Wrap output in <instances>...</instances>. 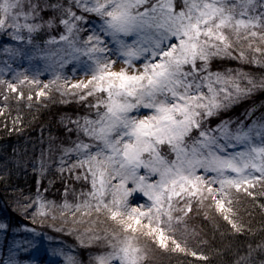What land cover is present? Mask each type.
<instances>
[{"label":"snow or ice","instance_id":"1","mask_svg":"<svg viewBox=\"0 0 264 264\" xmlns=\"http://www.w3.org/2000/svg\"><path fill=\"white\" fill-rule=\"evenodd\" d=\"M0 37L8 53L0 115L12 96L25 98L26 84L34 86L29 107L53 90L81 106L60 116L65 135L54 138L59 172L74 175L79 189L65 186L60 202L37 190L15 205L88 248L86 260L52 248L62 261L45 264H155L170 253L207 260L190 244L202 235L190 227L200 210L251 238L218 250L227 264H264V113L253 104L242 120H212L264 90V0H0ZM37 58L48 81L37 79ZM17 59L29 63L14 69ZM232 60L260 71L224 66ZM52 154L50 143L49 162ZM45 160L42 151L41 171ZM242 198L259 210L258 224L241 218ZM22 227L30 235L15 239L0 264H37L21 253H40L52 239Z\"/></svg>","mask_w":264,"mask_h":264},{"label":"trees","instance_id":"2","mask_svg":"<svg viewBox=\"0 0 264 264\" xmlns=\"http://www.w3.org/2000/svg\"><path fill=\"white\" fill-rule=\"evenodd\" d=\"M248 67L251 70L260 71L255 69L254 66L248 65ZM23 90L25 98L18 102L15 96H12L8 101L9 108L5 109L7 115H0V170H4L0 172V187H5V189H2L4 192L8 188L10 193L14 192L12 188L17 191V188L20 187H24V189L30 187L32 191L33 187L37 186V175L24 169L31 165L30 161H26L27 158L30 157L32 151L36 152L37 150L38 155H41L42 151L47 153L50 143L53 151L57 150L61 140L54 138L65 135L63 125L60 123V116L62 114H73L77 108L81 107L78 105V101L66 97L62 98L61 94L55 90H53L51 98L42 97L39 101L33 98L32 106L29 107L26 98L29 88L24 87ZM262 94H264V91L260 93V95ZM65 99L68 101L67 103L63 102ZM2 103L3 101L0 99V104ZM226 110L228 109L222 112H226ZM17 116L20 117L22 122L16 123L14 126L13 120ZM225 116L229 117L228 115ZM17 156L24 162L19 166L15 162ZM66 176L73 175H70L67 171L63 174L58 172L57 162L54 160L50 163L48 170L41 171V168L38 169V185L47 186V182H53V191L50 193L56 196L58 195L57 190L61 188L56 187L55 184L58 185ZM239 203L238 211L241 218L245 221L251 220L254 225L258 224L261 220L259 210L253 209L248 200H242ZM249 213H252V215H249ZM201 218L203 217L201 216ZM218 219H210L209 217L204 219V238L208 240L204 249L209 251L206 253L207 260L197 257L205 262L200 264H227V257L221 255L218 250L228 249L229 246L234 250L236 245L251 239L250 237H244L242 234L232 235L226 230L227 227H230L226 224L227 222L222 220L221 216H218ZM197 263L199 262L186 260L184 264Z\"/></svg>","mask_w":264,"mask_h":264},{"label":"rangeland","instance_id":"3","mask_svg":"<svg viewBox=\"0 0 264 264\" xmlns=\"http://www.w3.org/2000/svg\"><path fill=\"white\" fill-rule=\"evenodd\" d=\"M53 34H55L54 31H53ZM38 38L46 39V36L41 35ZM6 41H7V37H0V48H2V45ZM7 55L8 53H5L2 50H0V67L3 66L2 61L4 60L5 57H7ZM28 63L29 62L26 60L17 59L12 62V66L14 69L17 67L24 68L27 66ZM32 63L40 66L41 74L37 77V79H39L42 82L48 81L49 79H51L52 74L50 72L43 71V61L41 59L37 58ZM216 63L218 64L220 62L217 61ZM119 66L120 65L117 64V67ZM224 66H230L233 68L241 67V68H244L245 70H251L248 67V65L242 64L241 62L236 61V60L225 61ZM214 67H215V64H214ZM67 70H68L69 75H71V65L68 66ZM6 75L10 77L11 73H7ZM28 75L31 76L32 73L29 72ZM79 78H81L80 75L73 76V79H79ZM41 86L43 85L41 84ZM24 87L26 89L30 87L34 89V86H30L27 84ZM263 91L264 90H261L260 92H255L251 97L237 101L231 107L227 108L228 110H226V112H221L220 116L212 118L213 123L217 122L221 118H225L226 117L225 115H228L229 117L234 118V119L238 118L242 120L245 118L246 109L251 107L253 104L257 106L256 115H259L260 113H264V94L260 95V93ZM255 94H258V95H255ZM78 105L80 104L78 103ZM79 109L80 108H77L75 111ZM247 122L250 123L251 121L249 120ZM64 142H67V141L65 140ZM58 151L59 149L53 151V154L50 158V162H49V158L47 157V153H45V156H46L45 162L47 163H45L44 165V170H48L50 163L53 162L54 160L55 162H58V155H57ZM40 157L41 155H38L37 150L36 152L32 151L30 157H28L26 160V161H30L31 165L24 168L26 171H29V173L37 175V183H36L37 186L33 187L32 191L30 190V187L25 188V189L24 187H20V188H17V191L14 188H12V191L14 192L10 193L8 191V188H6V191L4 192L2 189H5V187L4 186L0 187V222H5V223L10 222L11 224V227L8 228L7 230L0 229V259H3L4 257L7 256L8 248L11 247V244L15 239L27 238L30 235V233L26 232L22 227V225H27L29 228H37L38 230L42 231L45 234V237H51L52 239L51 240L44 239L43 250L40 253H35L31 250L28 253H21V256L23 258L35 259L37 261V264H45V261L49 259H55L57 261H62L61 257H53L51 255V249L63 246L66 250H71L78 257L86 260L88 248L86 246H81L79 244V241H77L76 237L74 235L69 234L67 230L63 232L57 231L56 228L51 226L50 220L43 225L39 223H33V221L29 218L31 216V212H29V216L26 217L21 212L15 210L16 201L18 199L22 201L29 196L34 197L37 190H39V192L47 199L56 200L57 202H60L62 201L63 196H64L65 186L72 185V186H75L77 189H79L80 187L81 182L76 181L74 179V175L66 176V178H64V180H61L58 185L55 184L56 187L61 188L57 190L58 195L56 196L51 195L50 192L53 191V182L52 183L47 182V186L38 185V169L41 168ZM17 161H19L18 166L24 163L23 160H21L20 157L18 156L15 159V162ZM57 170L59 172L58 167H57ZM137 195H142V194H137ZM71 198L72 197L69 196V199ZM242 200L247 201L248 199L242 198L239 201H242ZM239 201L236 204L237 209H239L238 208V204H240ZM202 214H204V212L203 210H200L199 215H193L190 221V227H195L197 229V232H202V235H200L199 240L190 237V244L192 246H195L196 248H199L201 251L207 253L209 250L204 249V247H206L205 243L200 242V241H206L207 243L208 241L207 238H204V235H205L204 219L206 218ZM200 215L203 218H201ZM218 216L220 215L215 213V211L213 210V215L210 216L209 218L210 219L216 218L217 220H219ZM60 223L61 222L57 220V226H59ZM82 227H81V230H82ZM13 229H15L16 231L14 232ZM186 260L199 262L197 264H200L201 262H203L201 259H198L197 257H192L191 255L186 256L183 253H170V254L157 255L155 259V264H184L186 263Z\"/></svg>","mask_w":264,"mask_h":264}]
</instances>
